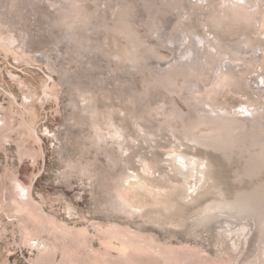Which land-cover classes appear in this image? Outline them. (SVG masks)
I'll use <instances>...</instances> for the list:
<instances>
[{
	"label": "rangeland",
	"instance_id": "obj_1",
	"mask_svg": "<svg viewBox=\"0 0 264 264\" xmlns=\"http://www.w3.org/2000/svg\"><path fill=\"white\" fill-rule=\"evenodd\" d=\"M0 264H264V0H0Z\"/></svg>",
	"mask_w": 264,
	"mask_h": 264
}]
</instances>
